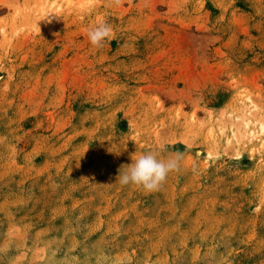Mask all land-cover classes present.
I'll return each mask as SVG.
<instances>
[{
  "label": "rangeland",
  "instance_id": "rangeland-1",
  "mask_svg": "<svg viewBox=\"0 0 264 264\" xmlns=\"http://www.w3.org/2000/svg\"><path fill=\"white\" fill-rule=\"evenodd\" d=\"M249 106L264 0H0V264H264ZM157 142L180 169L121 185Z\"/></svg>",
  "mask_w": 264,
  "mask_h": 264
},
{
  "label": "clouds",
  "instance_id": "clouds-1",
  "mask_svg": "<svg viewBox=\"0 0 264 264\" xmlns=\"http://www.w3.org/2000/svg\"><path fill=\"white\" fill-rule=\"evenodd\" d=\"M86 32L89 42L96 48L103 47L104 43L113 36L112 26L106 21L91 26ZM167 150V143L157 142L155 148L132 157V163L123 174L119 173L117 181L121 185H136L147 191L158 190L171 172L180 169L183 160L182 153L162 158V153Z\"/></svg>",
  "mask_w": 264,
  "mask_h": 264
},
{
  "label": "bare ground",
  "instance_id": "bare-ground-1",
  "mask_svg": "<svg viewBox=\"0 0 264 264\" xmlns=\"http://www.w3.org/2000/svg\"><path fill=\"white\" fill-rule=\"evenodd\" d=\"M69 2H72V0H69ZM46 6H47V3L44 4V7L42 8V13L44 16L46 13V15H49L50 18H53L54 15H56L58 13L59 9L62 7V5L56 6V8H55L56 11H55V13H53L52 11L54 10V8L53 9L51 8V10L47 11ZM247 113H246V115H244L242 117V120L244 121V124L247 127L244 136L246 137V134H247V138L249 139V141H253V140L259 141V143L261 144L260 151L263 152L264 151V125L262 124L260 126L259 130H256L255 128H253L251 126L252 121L250 119L251 116L254 114L252 106H249L247 108ZM249 115H251V116H249Z\"/></svg>",
  "mask_w": 264,
  "mask_h": 264
}]
</instances>
